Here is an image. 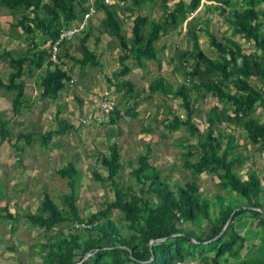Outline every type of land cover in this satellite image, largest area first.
Returning a JSON list of instances; mask_svg holds the SVG:
<instances>
[{
	"label": "trees",
	"instance_id": "1",
	"mask_svg": "<svg viewBox=\"0 0 264 264\" xmlns=\"http://www.w3.org/2000/svg\"><path fill=\"white\" fill-rule=\"evenodd\" d=\"M146 1L156 2L94 0L95 16L100 15L99 30L88 21L77 40L81 57L70 54L74 39L64 41L58 54L60 65L53 66L49 61L51 43L61 28L72 27L82 19L88 0H0V8L8 10L16 20L12 33L26 46L24 54L17 57L8 50L0 54V59L6 60L10 67L7 82L0 77V87L14 95V116L21 115L24 106L29 108L23 77H37L36 72L46 68L45 74L37 77L41 97L54 101L72 78L65 60L80 68L100 66L88 42L92 39L97 46L104 34L115 39L119 47L118 68L107 78L108 87L121 92L123 101L134 100L137 105L141 98L134 83L126 77L133 68L144 69L145 62H155L160 68L159 53H163L164 46H156V43L186 22L202 2L179 0L170 8L169 0H160L162 18L151 20L135 12V8H142ZM216 2L215 9L227 21L231 34L243 39L252 51L246 53L242 44L231 37L222 36L217 40L207 24L199 30L191 27L187 32L190 49H175L169 60L182 83L173 89L158 76L148 85L150 95H172L181 101L185 119L180 120L173 114L164 127L176 130L183 126L189 137L197 139L196 144L184 146L180 153L182 166L189 172L190 179L183 184H169L145 154L137 158V164L129 171L135 184L121 185L118 181L121 155L116 143H112L108 154L99 155L107 176L95 177L100 182H109L113 200L106 202L102 210L81 217L75 193L78 172L71 163L58 169L59 177L67 179L70 192L59 196V204L44 193L37 214L24 215L32 227L46 234V242L38 245L41 264H78L86 255L89 257L81 264H250L240 261V253L247 242L245 236L251 231L257 234L264 248V177L249 171L246 179H241L237 173L243 164L242 155L237 152L239 143L232 131L220 128L224 124L237 126L245 145L255 146L258 152L264 153V120L258 113L259 109L264 110V0ZM119 12L133 16L129 38L123 34ZM202 30L209 46L216 51L213 58L200 47L198 31ZM37 35L41 36L40 40ZM252 80L257 83L252 84ZM193 94L201 98L211 96L218 103L207 112L203 132L193 122ZM125 109L126 113L130 110ZM120 115V110L114 108L106 119L115 124ZM8 123L9 120L0 118V143L22 139L30 146L38 141L31 132L14 136L7 128ZM59 125V130L40 135L42 148L48 147L54 136L70 128L63 120H59ZM201 175L216 177L217 189L224 195L216 194L213 200L202 196L197 182ZM6 211L13 230L17 219ZM113 212L118 214L117 222L111 218ZM64 223L72 225L67 235L60 227ZM185 224L191 227L185 228ZM57 227L59 230L50 234Z\"/></svg>",
	"mask_w": 264,
	"mask_h": 264
},
{
	"label": "rangeland",
	"instance_id": "2",
	"mask_svg": "<svg viewBox=\"0 0 264 264\" xmlns=\"http://www.w3.org/2000/svg\"><path fill=\"white\" fill-rule=\"evenodd\" d=\"M178 1L169 0V7H173ZM160 4V0H156L155 3L146 1L142 8L136 7L135 12L151 20H159L162 18ZM216 5V0H202L200 7L186 22L156 43V46H164L163 53H159L160 68L155 62H145L144 69L133 68L126 79L134 83L139 93L141 99L137 105L134 104V100L123 101L121 92H116L113 86L108 87L107 78H110L118 68L119 47L115 39L108 38L105 34L97 46L92 39L88 42L102 65L100 67L87 65L80 68L79 65L65 60L71 70L73 83L67 84L54 101L41 97L37 77H23L21 80L25 85L24 96L29 108L26 109L24 106L22 114L14 116L12 110L14 95L4 92L0 87V118L9 120L7 128L14 136L17 133L31 132L35 134L33 138L38 139L30 146L22 139H13L10 143L3 140L5 142L0 143V264H41L38 245L46 242V234L38 227H32L24 215L37 214V207L44 193L59 204V196L70 192L67 179L59 177L58 169L71 163L78 172L75 193L76 206L81 217L102 210L106 202L113 200L109 182H100L95 177L99 175L106 178L107 173L99 162V155L108 154L112 143H116L121 155L122 168L118 179L121 185L135 184L129 177V171L137 164V158L145 154L148 155L149 163L160 170L162 179H166L169 184L174 182L183 184L190 179L189 172L182 166L180 153L184 151V146L196 144L197 139L189 137L183 126L176 130L164 127L172 120L173 114L178 115L180 120L185 119V113L180 106L181 101L172 95L161 93L150 95L148 85L158 76L164 78L173 89L182 83V78L174 73L169 60L175 49H190L187 32L191 27L199 30L207 24V29L217 40L222 36L231 37L242 44L246 53L252 51L243 39L231 34L227 21L219 16L218 10L215 9ZM119 14L123 23V34L129 38L131 36L129 25L133 16L130 17V14L125 12ZM88 21L99 30L100 15H93ZM15 22L8 10L0 8V54L2 50L11 51L14 57L24 54L25 43L12 33V25ZM198 34L202 51L213 58L216 51L209 46L204 31H198ZM36 38L40 40L41 36L37 35ZM77 40L75 41L77 47H69V50L75 57L80 58ZM45 71L46 68L36 73L44 75ZM9 72L8 62L0 59V77L4 82H7ZM252 82L254 85L257 83L255 80ZM103 91L108 93L116 104L115 108L120 110L121 115L115 124L109 123L108 119L104 123H99L93 118L92 95ZM192 102L195 104L193 122L203 132L207 125L205 120L207 112L218 105L217 100L211 96L201 98L193 94ZM125 107L130 109L127 113ZM258 113L260 119L264 120V110L259 109ZM59 120L67 122L70 128L54 136L51 140L53 143L50 142L48 147L42 148L39 143L40 135L59 130ZM220 128L227 132L232 131L239 143L237 152L241 153L243 164L237 169V173L241 179L245 180L249 171H255L263 178L264 153L258 152L255 146L245 145L243 134L237 126L228 127L224 124ZM197 182L202 196L209 200H213L216 194L224 195L223 191L217 189L216 177L201 175ZM6 210L17 219L13 230L12 221L7 217ZM111 218L117 222V212H113ZM70 226H72L70 223L60 226L65 235L71 231ZM184 226L191 227L188 224ZM58 230L59 227L54 228L50 234ZM245 238L247 242L240 253L242 256L240 261L246 260L251 262L250 264L260 261L264 264V248L260 246L261 240L257 238V234L251 231Z\"/></svg>",
	"mask_w": 264,
	"mask_h": 264
},
{
	"label": "built area",
	"instance_id": "3",
	"mask_svg": "<svg viewBox=\"0 0 264 264\" xmlns=\"http://www.w3.org/2000/svg\"><path fill=\"white\" fill-rule=\"evenodd\" d=\"M105 3H112L113 0H104ZM96 10L94 8V0H88L87 11L84 13L82 19L78 21L74 26L69 28H61L59 30L58 37L54 42L50 45V58L49 61L54 66L60 65V61L58 59V54L60 52L61 45L64 41H72L75 39L77 35L82 33L87 27L88 20L95 15ZM73 83V79L69 81V84ZM109 92V91H106ZM101 92L99 95L94 94V98L91 100L93 106L92 111H94L93 118L96 119L97 122H103L112 112L116 106L114 101L109 97L108 93ZM84 123L85 121L82 120Z\"/></svg>",
	"mask_w": 264,
	"mask_h": 264
},
{
	"label": "crops",
	"instance_id": "4",
	"mask_svg": "<svg viewBox=\"0 0 264 264\" xmlns=\"http://www.w3.org/2000/svg\"><path fill=\"white\" fill-rule=\"evenodd\" d=\"M81 34H82V33H81ZM81 34L77 35V36L75 37V39L71 42V43H73V44H72V47H76V45H75V41L81 36ZM101 37H102V36H101ZM108 38H110V37L108 36ZM101 40H102V38H101ZM78 50H79V49H78ZM78 50H76V51H78ZM79 52H80V51H79ZM70 54L74 55L73 52H72V53L70 52ZM74 56H75V55H74ZM76 58H79V57L76 56ZM99 62H100V59H99ZM101 65H102V63L100 62V66H101ZM100 66H99V67H100ZM39 75H40V74H38L37 77H38ZM72 78H73V76H72ZM36 80H38V79L36 78ZM37 82H38V81H37ZM28 84H29V83H28ZM26 87H27V86H26ZM63 91H64V90H63ZM106 91H107V90H106ZM95 93H97L98 95L101 94V92H95ZM59 95H60V94H59ZM92 96H94V95H92Z\"/></svg>",
	"mask_w": 264,
	"mask_h": 264
},
{
	"label": "water",
	"instance_id": "5",
	"mask_svg": "<svg viewBox=\"0 0 264 264\" xmlns=\"http://www.w3.org/2000/svg\"><path fill=\"white\" fill-rule=\"evenodd\" d=\"M234 212H235V211L232 212V214H231V216H230L228 222L226 223V226H227V224H229V222L231 221V217H232V215L234 214ZM88 257H89V255H86V256L81 260V262L78 263V264H81V263H82L85 259H87Z\"/></svg>",
	"mask_w": 264,
	"mask_h": 264
},
{
	"label": "clouds",
	"instance_id": "6",
	"mask_svg": "<svg viewBox=\"0 0 264 264\" xmlns=\"http://www.w3.org/2000/svg\"><path fill=\"white\" fill-rule=\"evenodd\" d=\"M69 84V83H68Z\"/></svg>",
	"mask_w": 264,
	"mask_h": 264
}]
</instances>
